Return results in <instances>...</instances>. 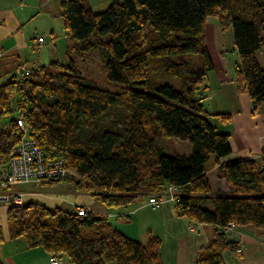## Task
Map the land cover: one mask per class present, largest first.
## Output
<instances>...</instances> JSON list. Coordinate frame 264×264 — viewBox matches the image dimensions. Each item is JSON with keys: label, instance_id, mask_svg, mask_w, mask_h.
<instances>
[{"label": "trees", "instance_id": "1", "mask_svg": "<svg viewBox=\"0 0 264 264\" xmlns=\"http://www.w3.org/2000/svg\"><path fill=\"white\" fill-rule=\"evenodd\" d=\"M60 10L73 51L98 52L107 86L73 61L30 69L26 77L12 72L0 84V163L29 137L46 159H63L65 179L106 209L140 196L165 201L175 187L180 215L216 229L197 263L222 264L226 250L238 254L226 229L264 230V149L258 158L223 160L232 151L230 134L218 132L210 117H231L204 106L213 70L205 24L214 16L231 28L237 74L260 109L264 0H123L101 12L86 0H60ZM166 137L187 141L190 154L164 153L159 142ZM209 162L228 191L213 189ZM6 217L11 238L42 246L56 262L161 264L158 236L142 243L83 204L71 212L23 201L7 206Z\"/></svg>", "mask_w": 264, "mask_h": 264}, {"label": "crops", "instance_id": "2", "mask_svg": "<svg viewBox=\"0 0 264 264\" xmlns=\"http://www.w3.org/2000/svg\"><path fill=\"white\" fill-rule=\"evenodd\" d=\"M48 4V0H37L33 2L30 0H8V3L0 6V77L5 71H11L12 74V72H15L20 67L29 69L39 67V64H36L38 61L28 63L29 56H27V53L33 49L41 50L44 46L46 47V41L41 35L38 36L28 24L25 25V23L29 22L31 24L30 21H32V18L30 20L29 17H34L33 15L35 14L41 17L43 16L40 15L41 13H47ZM59 16H61V10L59 11ZM33 28L36 31L39 26L34 25ZM37 37L43 38V42L37 44ZM32 44L37 45L33 48ZM236 80L241 82L236 71L235 61L233 62V66L227 65L226 69L222 72H218L217 67H213L207 80L210 88L208 90H211L209 93V111H214H210L213 114L228 113L231 117L228 121H225L224 124L228 125H224L227 129L223 131L230 134L232 151L228 157L223 159L228 162L247 158H258L264 149V106L255 110L248 93L238 89ZM214 118L218 120V117ZM189 149L188 154H190L191 147ZM212 164L208 170V175L211 183L214 185H212L213 189L219 188L223 191H228L227 183L223 179L220 180L216 177L214 171L216 165ZM212 173L214 176H211ZM53 186L56 185L53 184ZM63 194L67 195L64 197L69 199L68 201L72 205L83 204L91 209V204L94 205L92 195L84 191L74 189L73 192L68 190ZM39 200H41L40 203L48 207H57L62 201L61 198L60 200H45L39 198ZM171 203L164 201L160 207L149 212L157 217H146L145 226L143 228L139 227L138 233L130 229L133 223L132 219L126 222H109L118 230L142 243L146 242L151 235L158 236L161 240V264H198L197 258L200 251L214 238L216 229L212 224L196 222L188 219L186 216L180 215L175 204ZM142 207L143 205H134L132 210L137 211ZM101 208L97 207L96 209L98 210L94 211H98L97 214L99 215L107 216L109 213H107L106 208L103 210ZM6 209L7 207H4L3 213H0V228L3 236L0 244L2 243L3 245H5V242L9 243L11 241L21 240V237L11 238L9 236L7 218L5 216L3 218ZM116 212H119V209ZM226 232L229 233L228 236L231 239L237 242V246L241 249V252L235 254L233 251L226 250L223 253L222 264H263L257 257L262 256L264 260V230L251 226H236L231 229H226ZM17 247L21 248L25 254H37L35 258L19 261L13 254L9 252L5 253L2 250L0 253L2 264H71L65 259L59 262H52L50 254L42 246V248L26 247L20 241ZM108 264L116 263L109 262Z\"/></svg>", "mask_w": 264, "mask_h": 264}, {"label": "rangeland", "instance_id": "3", "mask_svg": "<svg viewBox=\"0 0 264 264\" xmlns=\"http://www.w3.org/2000/svg\"><path fill=\"white\" fill-rule=\"evenodd\" d=\"M30 1L33 2L37 0H30ZM122 1L123 0H86L89 7L95 12L104 11L113 2H122ZM48 2L49 4L47 8V13H44V12L41 13L40 15H43L41 17L37 16L38 14H35L33 15L34 17H29L30 20L32 18V21H30L31 24L29 22L25 23V25L28 24L29 27L32 28L38 36L41 35L45 39L46 45H47L46 47L44 46V48H42L41 50L40 49L30 50V52L27 53V56H29L28 63L38 61L36 64H39V66L41 65L47 66L50 69L51 68L50 65L52 63H58L60 65H67L69 62L73 61L74 65H76L77 68L80 70V73L84 74L85 76L93 80L98 81L101 86H107V84H105L104 70L102 68L101 59L98 55V52L94 50H91L89 52L87 51L78 52L75 50L73 51V48L71 45L74 44L75 41L68 38L66 34V30L63 25V20L61 16H59L60 1L59 0H48ZM4 3H8V0H0V6H2ZM35 16L37 17L35 18ZM58 19L62 21V24H61V21ZM34 25L39 26L38 30L35 31V29L33 28ZM50 26H51V29H50ZM263 38H264V31H263ZM205 42H206L207 50L213 62V67H217L218 72L224 71L227 65L233 66V62L234 61L236 62L237 57L235 56L232 50L233 49V37H232L231 28L225 25L224 23L218 21V19L214 16H209L206 20ZM256 57H257V60L260 66L264 69V46L261 50H258L256 52ZM22 68H24L26 72H29L30 70L29 68H25V67H21V69ZM24 73L21 74L22 77H26ZM11 75H12L11 71H5L0 77V84L3 83L5 80H7L9 77H11ZM236 81H237L238 89H240V91L244 90L241 82H239L238 80ZM110 84H113V83H110ZM210 91L211 90L207 91L208 97L204 101L205 109L208 112L211 111V110L209 111ZM224 111H228V110H224ZM211 112H214V111H211ZM210 120L212 121V123L215 124L218 132H223L224 130L227 129V127L224 125H228V124H224L225 121L222 118L221 119L218 118L217 120L214 117H210ZM7 122H8L7 119L1 120V123L4 125H6ZM159 144L161 148L163 149L164 153L169 154V155H172L175 153H183V154L188 155L189 150H190L189 149L190 146L187 141H182V140L175 139V138H169V137L163 138L159 142ZM209 164L211 165V162H209ZM216 169L217 167L214 170L215 175L217 177ZM211 176H214V174L212 173ZM64 179L65 177H62L61 179H57L54 181L52 180L50 181L47 179H39V180H35L34 182H28V183H23V184L20 183L17 185H13L11 186V190H22L19 192L24 194L23 201L25 202H28L29 200H37L40 202L41 200H39V198H42L45 200H52V199L60 200L61 198L62 201L59 206L64 210H69L73 212L74 205L69 203L68 201L69 199H66V197H64L67 195L63 193L67 192L68 190L70 192H73L75 187L69 180H66V179L64 180ZM53 184L56 186H53ZM211 185H213V183H211ZM30 196L34 198H31ZM92 197L94 199L93 200L94 205L91 204L92 209L98 210L96 209L97 207H102L101 209L103 210L105 208L104 204L98 201L94 196ZM9 205L11 204L9 203L8 205H4L0 203V207H1L0 213H3V208ZM134 205L136 206L143 205V207L137 211H134L132 210V207ZM52 208L54 207L50 206V209ZM118 209H119V212H116V210ZM154 209H157V208H153L150 204H148L147 197L140 196L136 198L135 200H133L131 203H129L127 206H120L116 208L112 207L110 209H106V211L107 213H109L107 214L108 220L112 223H118L120 221L126 222L129 219H132L133 223L131 224L130 229L133 232L138 233L139 227L143 228L145 226L146 217H157L156 215H153V213H149V212L154 211ZM4 216L6 217V213L5 215H3V218ZM228 229H231V228H228ZM20 241L23 246L28 247L27 243L25 242L23 238H21ZM20 241L19 240L11 241L9 243L5 242L4 243L5 245L1 243L0 253L2 250H4L5 253L9 252L13 254L19 261H25V260H28V258H35L37 253L25 254L21 248L17 247ZM37 247H41V246H37ZM37 247H34V248H37ZM257 259L264 264V260L262 256L257 257Z\"/></svg>", "mask_w": 264, "mask_h": 264}, {"label": "built area", "instance_id": "4", "mask_svg": "<svg viewBox=\"0 0 264 264\" xmlns=\"http://www.w3.org/2000/svg\"><path fill=\"white\" fill-rule=\"evenodd\" d=\"M36 42L37 44L42 43L43 38L37 37ZM37 44H32V47L35 48ZM23 73L25 76L29 75V72H26L24 68L20 67L16 70V74ZM17 123L25 133L26 128L22 116L17 119ZM66 175L67 167L63 159H46L42 149L36 147L34 140L24 137L19 145L12 150L7 163H0V203L16 205L23 202L24 194L11 190L13 185L34 182L39 179L54 181L66 177ZM165 201L176 204L178 189L170 186ZM162 202L164 201L157 198L156 195L148 198V204L153 208L160 207ZM82 211L83 209H78L80 215H82ZM237 252H241V249L237 248ZM52 261L56 262L57 260L53 258Z\"/></svg>", "mask_w": 264, "mask_h": 264}]
</instances>
